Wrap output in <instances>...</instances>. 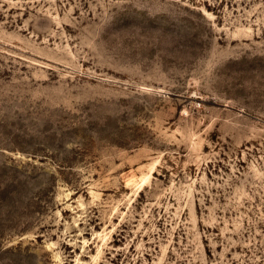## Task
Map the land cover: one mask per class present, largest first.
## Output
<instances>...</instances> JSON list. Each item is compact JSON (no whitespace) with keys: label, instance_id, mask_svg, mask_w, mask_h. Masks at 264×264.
<instances>
[{"label":"rangeland","instance_id":"rangeland-1","mask_svg":"<svg viewBox=\"0 0 264 264\" xmlns=\"http://www.w3.org/2000/svg\"><path fill=\"white\" fill-rule=\"evenodd\" d=\"M0 264H264V0H0Z\"/></svg>","mask_w":264,"mask_h":264}]
</instances>
